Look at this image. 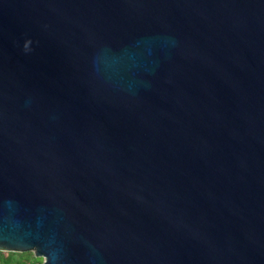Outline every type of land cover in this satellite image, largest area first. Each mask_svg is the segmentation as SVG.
I'll use <instances>...</instances> for the list:
<instances>
[{
  "label": "water",
  "instance_id": "water-1",
  "mask_svg": "<svg viewBox=\"0 0 264 264\" xmlns=\"http://www.w3.org/2000/svg\"><path fill=\"white\" fill-rule=\"evenodd\" d=\"M0 252L264 264V0H0Z\"/></svg>",
  "mask_w": 264,
  "mask_h": 264
},
{
  "label": "trees",
  "instance_id": "trees-1",
  "mask_svg": "<svg viewBox=\"0 0 264 264\" xmlns=\"http://www.w3.org/2000/svg\"><path fill=\"white\" fill-rule=\"evenodd\" d=\"M28 253L0 252V264H28L32 258ZM37 260L35 258H32Z\"/></svg>",
  "mask_w": 264,
  "mask_h": 264
},
{
  "label": "rangeland",
  "instance_id": "rangeland-1",
  "mask_svg": "<svg viewBox=\"0 0 264 264\" xmlns=\"http://www.w3.org/2000/svg\"><path fill=\"white\" fill-rule=\"evenodd\" d=\"M30 253L33 254V255H32V258H35V259H37V260H34V259L31 258V260L29 261L28 264H40V263L43 262V259H41V258H36L35 255H34V253H32V252H30Z\"/></svg>",
  "mask_w": 264,
  "mask_h": 264
}]
</instances>
